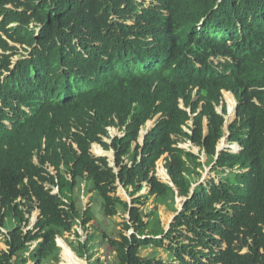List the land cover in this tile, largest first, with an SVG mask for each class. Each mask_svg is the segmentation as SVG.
<instances>
[{"label": "trees", "instance_id": "trees-1", "mask_svg": "<svg viewBox=\"0 0 264 264\" xmlns=\"http://www.w3.org/2000/svg\"><path fill=\"white\" fill-rule=\"evenodd\" d=\"M226 91L238 102L229 139L241 149L215 159L222 92L228 118L236 105ZM111 126L125 134L109 144ZM183 142L204 150L219 182L197 181L204 164ZM94 143L114 150L118 171ZM163 156L173 187L154 174ZM118 183L130 196L147 184L172 212L186 200L165 231L158 209L127 203ZM83 184L107 218L129 215L117 236L102 232L107 258L90 264H264V0H0V264H59L58 237L94 220L76 199ZM94 242L74 252L91 261Z\"/></svg>", "mask_w": 264, "mask_h": 264}, {"label": "rangeland", "instance_id": "rangeland-1", "mask_svg": "<svg viewBox=\"0 0 264 264\" xmlns=\"http://www.w3.org/2000/svg\"><path fill=\"white\" fill-rule=\"evenodd\" d=\"M139 3H142L144 5V7L149 6V4L151 3V0H136ZM24 54V52L22 50H20V55ZM19 58L16 57L13 59V62L15 63L16 60ZM223 103L226 105L227 107V115L225 117V124H224V136L223 138L220 140V142L217 145V148H219V151L221 149H228V150H232L230 148L229 145H231V142L228 139L229 136V126L232 123V121L235 120V111H234V116L230 119L228 118L229 116V108L225 99V96L223 94ZM218 110L221 112V108L218 107ZM153 121V120H152ZM153 125V122H148L147 125H145L144 127H142L139 138L137 143L138 144H142V138L144 136V132L150 128V126ZM122 135V132H120L118 129L115 128H109L108 129V138H104L103 140L107 143H109L111 137L114 136H120ZM135 147V143L133 144ZM180 146L182 148H186L187 150H192L194 153H197L200 155L201 157V161L204 164V168L201 171L202 177L201 179H198L197 181H199L200 183H205L208 180L210 181V179L215 180V182H219L220 180V175L217 176L216 172L212 171V166H208L206 165L207 163V156L206 154L201 151H198V147L191 145L189 142H183L182 144H180ZM93 148V147H92ZM106 151V150H105ZM91 152L93 155L98 156L100 154H97L94 152L93 149H91ZM107 153H105V156L107 157L109 164L112 165L113 167V158H114V153L111 150H107ZM199 152V153H198ZM110 153V154H109ZM126 164L130 163L126 160L125 162ZM114 171H118V168L113 167ZM160 169H164L165 170V156H163L162 158H160L157 163H156V168H155V176L163 183H169V178L164 179L162 176H160L159 174V170ZM52 173H54L53 169H49ZM63 172H65V170H62ZM118 189H117V193L116 195L119 196L120 198H122L124 201H126L127 203L131 204L133 199L136 198H141V201L144 203L138 207L141 208V210H143L146 213H149L150 211H153L155 208L158 209L159 212V216L161 219V225L162 228L167 231L169 229V224L170 221H173L172 219L173 216L177 215L179 212H181L182 210V205L184 202V198H177L175 200V203L173 205V207L176 209V212H172L170 210H168L166 208V206L163 205H157L155 202V197L149 196V191L150 188L149 186H147V184H143L142 185V190L135 194V196H130L129 193H127V191L125 189H123V187L118 183ZM84 184L82 185L81 191L77 194L76 199L77 201H79V203L81 204V206L79 205V207H81V209H86L88 207H91L94 213V220H92L88 225L87 228L84 229L82 228L79 224L74 226L73 231L70 233H66L62 238L61 241V246L60 248V263L59 264H81L82 260L84 261V264H90L91 262H94L97 259H101V260H105L107 258L105 249L103 247H101L100 243V239H101V235L103 231H106L107 233L111 234V236L115 237L117 236V231L122 229V224L124 223V221L128 220V215L125 214L120 208L118 210V213L111 218H107L104 214H103V210H102V206H101V199L100 197L95 194V192H87V190H84ZM196 186V184L193 185L192 189ZM56 191V190H54ZM132 191V190H129ZM183 200V202H182ZM38 214L39 211L37 210V206L35 205V210L31 215H26V217L29 219L30 224L28 227H26L25 231L27 230H31L33 229V225L36 223V219L38 218ZM169 217H172L171 220H168ZM147 219L145 218V221ZM98 232V233H96ZM95 235V239L96 242L93 243L94 248L89 252V255H93L92 260L88 261L86 260V258H81L80 255H78L76 252H74V248L78 247V243L82 242L85 243V241L87 240V237L91 234ZM132 233V231H129L128 233H125L126 235H130ZM58 243V240H57ZM36 246V242L33 243V245L31 246V249H33ZM59 246V245H58ZM0 250H7V246L5 245V243L2 241L0 242ZM152 252L151 248L145 249L141 252V256L142 257H147L150 253ZM27 256L29 254H26ZM111 260L113 259L112 256L109 257ZM156 258L157 259H163L165 261H167V254L162 250L159 249L156 252ZM27 264H33L31 261H28Z\"/></svg>", "mask_w": 264, "mask_h": 264}, {"label": "clouds", "instance_id": "clouds-1", "mask_svg": "<svg viewBox=\"0 0 264 264\" xmlns=\"http://www.w3.org/2000/svg\"><path fill=\"white\" fill-rule=\"evenodd\" d=\"M225 91V90H224ZM223 91V92H224ZM223 92H222V95H223ZM226 92H229V93H231L232 95H233V93L232 92H230V91H226ZM234 96V95H233ZM234 98H235V96H234ZM235 101H236V105H235V107H234V110H235V108H236V106L238 105V102H237V100H236V98H235ZM182 107H183V105H181ZM218 107H220L221 108V112L218 110ZM217 107V112L218 113H222V105H220V106H218ZM227 112H228V110H227ZM227 112H226V114H225V117H226V115H227ZM158 117L159 116H156L154 119H152V120H148L147 122H146V124L145 125H147V123L148 122H153V125L152 126H150V128L149 129H147L145 132H144V136H146L148 133H149V131L155 126V124H156V121H157V119H158ZM235 119H236V117H235ZM226 121V120H225ZM233 122V121H232ZM7 126L8 125H10V123H8V122H6L5 123ZM207 124H208V122H207V119L205 118L204 119V128H205V130H204V134L206 135L207 134V132H208V127H207ZM224 124H225V122H224ZM144 125V126H145ZM144 126H142V127H144ZM142 127H141V129H142ZM109 128H115V129H118L120 132H122V135H120V136H114V137H111V139H110V141H109V144L112 142V140L115 138V137H118V138H120V137H122V136H124V134H125V128L123 129V130H120L119 128H117V127H113V126H111V127H108L106 130H107V136H105L104 138H108V129ZM141 129H140V131H139V135H140V132H141ZM229 129V128H228ZM148 131V133L147 134H145L146 132ZM229 131V130H228ZM103 138V139H104ZM139 138V137H138ZM228 139H229V136H228ZM144 140H145V138H144ZM144 140L142 141V144H143V142H144ZM229 141H230V139H229ZM220 142V141H219ZM231 142V144L234 142V141H230ZM191 145H193L191 142H189ZM234 143H237L238 144V142H234ZM94 144H97V143H94ZM94 144H92V146H91V149H92V147H93V145ZM141 144V145H142ZM182 144V143H181ZM97 145H99L100 147H101V149H103V147L100 145V144H97ZM239 145V144H238ZM180 146V145H179ZM230 147H231V145H229ZM181 147V146H180ZM182 148V147H181ZM184 149H186V148H184ZM241 149V147H240V145H239V147H238V149H237V151L236 152H234V150H228V149H221L220 148V150H222V151H228V152H231V153H237V152H239V150ZM104 150V149H103ZM111 151H113V153H114V150H112V149H110ZM187 150V149H186ZM105 151V150H104ZM107 151V150H106ZM188 151H191V152H193L192 150H188ZM198 151L199 152H201V151H203L204 152V150H201L200 148H198ZM222 151H219V148H217V155H216V157H215V159H217V157H218V155L222 152ZM198 152V153H199ZM92 153V152H91ZM205 153V152H204ZM115 154V153H114ZM196 155H199V154H197V153H195ZM95 156V155H94ZM98 156H105V155H98ZM200 156V155H199ZM106 157V156H105ZM114 160H115V163H114ZM35 161L37 162V160L35 159ZM113 167H116V158H115V155H114V158H113ZM110 165V164H109ZM111 167H112V165H110ZM211 166H213V164H211ZM117 168V167H116ZM49 169H53L54 170V168H52V167H49ZM64 169V167L63 166H61V168H60V170L62 171ZM65 170V169H64ZM50 171V170H49ZM165 171H166V173H167V170L165 169ZM54 173H52L51 171H50V173H52L53 175H55L57 172L54 170L53 171ZM167 175H168V173H167ZM168 178H169V183H166V184H169L170 186H172L173 187V183L171 182V180H170V177H169V175H168ZM85 187V186H84ZM124 189V188H123ZM194 189V188H193ZM193 189H192V192H191V195L193 194ZM54 190H56V191H54ZM58 192V188H56V187H54L53 188V193H57ZM177 198H179V197H177ZM176 198V199H177ZM186 199H184V201H185ZM182 202H183V200H182ZM183 205H184V202H183ZM183 205H182V207H183ZM37 210L39 211V214H38V218H39V215H40V210L37 208ZM34 212V211H33ZM32 212V213H33ZM129 216V215H128ZM174 217H175V215H174ZM173 217V218H174ZM38 218L36 219V222H37V220H38ZM173 220V219H172ZM172 222V221H171ZM36 224V223H35ZM35 224L33 225V226H35ZM170 227V226H169ZM5 231V230H4ZM4 231H3V233H4ZM4 234H7V232L6 233H4ZM58 238H60V237H58ZM57 238V239H58ZM57 239H56V242H57ZM57 245H58V243H57Z\"/></svg>", "mask_w": 264, "mask_h": 264}, {"label": "water", "instance_id": "water-1", "mask_svg": "<svg viewBox=\"0 0 264 264\" xmlns=\"http://www.w3.org/2000/svg\"><path fill=\"white\" fill-rule=\"evenodd\" d=\"M234 111H235V115H236L235 117H237V106H236ZM147 133H148V131L145 134H147ZM144 138H145V136H143L142 141L144 140ZM114 163H115V160H114ZM170 223H171V221H170ZM169 226H170V224H169Z\"/></svg>", "mask_w": 264, "mask_h": 264}, {"label": "built area", "instance_id": "built-area-1", "mask_svg": "<svg viewBox=\"0 0 264 264\" xmlns=\"http://www.w3.org/2000/svg\"><path fill=\"white\" fill-rule=\"evenodd\" d=\"M4 231V230H3ZM4 233H6V231H4Z\"/></svg>", "mask_w": 264, "mask_h": 264}]
</instances>
